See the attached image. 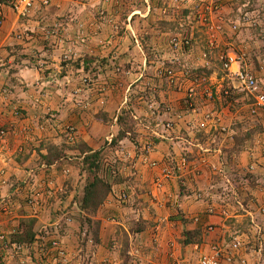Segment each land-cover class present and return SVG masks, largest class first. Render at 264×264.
<instances>
[{"label": "crops", "instance_id": "0c3cea01", "mask_svg": "<svg viewBox=\"0 0 264 264\" xmlns=\"http://www.w3.org/2000/svg\"><path fill=\"white\" fill-rule=\"evenodd\" d=\"M118 1L89 0L80 7L79 11L97 13L102 10L99 14L106 13L103 21L93 23L95 30L98 28L96 36L106 39L112 31L113 18L123 9ZM153 1L140 0L138 6L131 8L133 11L126 12L123 36L112 43L99 40L100 47L95 45L96 39L90 37L89 44L93 48L84 51L87 52L88 68L90 62L99 60V56L109 63L118 57L117 61L123 65L115 70L120 82L123 83L124 78H135L127 85L117 111H113L111 105L104 107L108 119H111L121 109L129 107L128 87H132L131 92L136 89V106H131L135 115L130 112L136 127V145L125 132L114 147H103L102 143L108 145L117 136L120 129L116 117L114 122L106 124L99 115L102 107L96 101L88 106L90 110L84 112L67 103L68 97L55 96L66 91L69 79L73 82L67 93L70 94L71 90L81 92V88H76L79 87V82L76 83L79 72L94 77L89 73L91 68L80 67L84 59L79 56L84 45L80 44L75 33L79 23L66 26L65 33L71 32L70 40L60 38L54 31L45 36L47 41L44 42L39 41L43 25L39 20L32 21L37 11H32L27 20L13 22L9 27L12 15L4 9L7 20L0 27V127L5 128L7 134L0 138V234H12L11 231L23 219H35V231L40 230L45 217L43 211L48 203L52 204L54 194L58 209L63 207L65 210L69 206L75 209L73 217L83 214L78 204L87 176L81 169V160L86 153L102 148L106 166L110 167L105 171L110 190L92 220L106 232L102 217L117 219L118 227L112 231V236L123 239L125 235L123 245H126L125 249L128 247L125 255L128 264H186V261L197 264L200 255L208 252L211 246L224 245L233 239L240 241L241 247L228 264H264V134H260L257 143L253 140L255 136L241 135L239 111L224 98L218 103L211 98L215 91H220V86H228L225 70L220 78H212L217 86L211 82L204 90H201L202 83L182 72L172 80L158 78V65L154 67L147 62L157 60L159 64V60L164 62L174 58L173 54L167 53L168 39L172 37L167 36L170 31L174 32L173 24L159 21L154 28H148L151 37L143 41L139 38L140 31L136 39L127 35L128 29L133 32L130 21L134 14L146 18L151 6L154 10ZM222 3L220 0L217 10L227 8ZM47 7L40 9L41 15L52 13ZM17 31L24 32L27 39L16 38ZM68 45L70 49L66 48ZM144 46L151 47L150 54L155 57L152 61H147L144 56ZM90 49L93 52H88ZM76 55L79 57L77 61L73 59ZM69 61L78 64H68ZM64 62L67 64L63 65ZM147 84H151V89L146 88ZM97 87L94 85L88 91L95 93ZM137 90L154 96L157 108L151 112L149 104L141 101L144 95ZM188 93L194 101L191 109L184 100ZM202 95L213 101H202L199 97ZM11 109L20 111L23 118L13 116ZM97 128L101 130L97 132ZM50 145L64 156L57 162L46 164ZM80 148L90 151L82 152ZM114 156L121 161L118 172L111 169ZM73 159L77 162L70 163ZM71 175L73 179L69 178ZM54 178L57 182H53ZM225 183H229L228 190L237 193L233 201L235 210L221 206L226 200ZM121 192L126 195L124 201L119 200ZM33 194H38L39 205H31ZM125 217L129 219L128 224L124 222ZM70 222L71 219L67 220ZM132 225L138 228L137 231L130 230ZM68 226L73 229L74 220ZM209 226L214 229L211 233L207 232ZM35 235L33 244H28L29 249L36 250L34 245L41 244L39 236ZM91 242L87 240L86 243ZM42 247L40 250L43 251ZM61 247L66 251L63 241ZM114 249L113 246L111 251ZM9 250L6 255L0 247L1 263L10 264L8 259H11L16 264L15 259L19 257L18 264H26L20 261L21 256H14L13 250ZM27 255L31 261L35 257L33 252ZM93 260L72 259V264H92Z\"/></svg>", "mask_w": 264, "mask_h": 264}, {"label": "rangeland", "instance_id": "374dc122", "mask_svg": "<svg viewBox=\"0 0 264 264\" xmlns=\"http://www.w3.org/2000/svg\"><path fill=\"white\" fill-rule=\"evenodd\" d=\"M47 1L48 3L46 5H37L34 10L37 11V18L35 17L34 19H32L33 22H38L39 20V24L43 25L42 30H40L41 37H39V41H47V39H45V36L54 33V31L60 35V38L66 37V39L70 40L69 36H71V32L65 33V28L71 23L77 24L78 22L79 25L75 29V33L77 34V40L79 39L78 41H80V44L84 45L83 50H81L79 56L81 59H84L80 67L86 68L88 64V57L86 56L87 52L84 51H86L88 47L93 48V46L89 44L90 37H94L96 39L95 45L100 47L101 44L99 43V40L111 41L112 43L119 37L123 36V33L126 29L124 23L127 13L130 12V10L133 11L134 9L131 8H134L136 5L138 6L140 0H120V2L117 0L120 6L123 7V9L121 10V12L118 11L116 13V18H113V21L111 23L112 31L109 33L106 39H102L100 35L96 36L95 31L97 32L98 28H96L95 30V26L93 24L94 22L103 21L106 13L105 15L104 13L99 14L102 10L97 13H92L89 11L87 12L84 9L82 11H79L80 7L89 0ZM99 1L102 2L104 0ZM222 2V6H227V8L223 11H221V8H218V10L216 9L217 5L220 3V0H154L152 2L154 10H152L151 6V9L149 10L150 13L146 16V18H143V16L141 17L138 14H134V17L130 21L133 32L128 29L127 35L129 36V38L131 37L132 39H136L138 38L140 31L141 33L139 35V38L141 39V41H143L147 37H151V34L148 33L149 27L154 28L153 26L159 23V21L170 22L174 26V32L170 31L171 33H169V35L167 36H172L170 40L168 39V44L170 47L168 46L167 53H169L170 55L173 54L174 58H169L170 60L164 62L163 60H159L160 63L157 64L156 59L155 63L152 61L155 57L150 54L151 47L144 46V49L142 48L147 61H152L147 62V64L154 67L158 65L156 68L158 78L163 79L166 77L168 80H172L174 79L175 75H177L179 72H182L184 75H187L188 78L197 80L199 84L202 83L201 90H204V87L209 85L211 82H214V86H217V83L213 81L212 78H220L224 73V69L221 66L220 56L226 53H231L235 55L240 62V65H234L232 69H236L238 67L241 69H245L247 72L253 75L258 86L257 91L260 95H262V97H264V0H222ZM119 4L117 6H119ZM95 5V7H98L97 5L99 4H96L95 2ZM46 6H48L47 11H51L52 13L41 15L40 9ZM149 6L150 4L147 5V7ZM56 7L58 10H56ZM9 11L12 15L11 19L9 20V27L13 22H22L24 21V19L30 16L29 15L28 17L18 19L10 9ZM0 17V27H2L7 20V16L4 17V15H1L0 13ZM110 19H112V17ZM237 20H240L241 25L236 30H232L231 27L236 23ZM55 25H59L60 29ZM216 25L220 26V29H217ZM184 28H186L187 30H185ZM183 29L185 31H182ZM218 36H220L221 39H218ZM15 37L21 38L22 40L27 39L24 32L19 31H17ZM173 39H175L178 43L176 48L171 46V42ZM226 43H228L229 45L224 46V44ZM109 46H111V44ZM68 47L70 49L69 45L66 46L67 49ZM67 49L65 50L70 52V50ZM101 51L102 49L100 50V52ZM88 52H93V50L90 49V51ZM35 53H38V51L35 50ZM79 57L76 55V57L74 56L73 59L77 61V58ZM99 57V60L90 62V67H87V70L90 68L92 69L89 73L90 75H94V77L87 76L81 72L78 73L80 77L79 80L77 79L76 83L79 82V87L76 88H81V92H79L78 90H71L70 94L67 93L71 82H73L71 79H69L66 91L62 90L58 95L55 96L57 98L64 96V99L68 97L67 103H72L74 107H77L84 112L90 110L88 106L96 101L98 106L102 107L99 115H102L101 118L104 120V123L107 124V122L109 121L114 122L116 117V123L118 124L120 129L118 132L120 137L122 133L128 132V138H130V140H135L134 129H136V127L135 123L132 120V115L130 112L134 114L131 106L135 104L134 100L136 96V89L131 92L132 87H128L129 90L127 96L129 94V97L127 101L129 102V107L121 109L120 112L117 113V115L111 117V119H108V112H105L107 110H104L105 105H111V107L113 106V111H117V106L119 105L118 102L123 98V93H126L127 85L130 84V81H135V78L131 77L130 80L124 78V82L121 83L119 76H117V71H115L116 69L122 68L123 66L120 62L117 61L119 58L114 57L111 59V63H109L107 59ZM65 64H67V62L63 63V65ZM68 64L75 65L78 64V62L71 63V61H69ZM129 68L130 70H132L130 66ZM133 69H135V67H133ZM168 70H171L172 74L167 77L166 73ZM62 73L65 75L64 72ZM225 73L229 78L227 82L228 86H220V91H215L216 93L213 94L211 98L214 97V100L217 103L220 101V99L224 98L227 103L233 104V107H235L239 111V114L242 116V123H240V134L242 135L243 133H248L251 135V137L252 135L255 136L253 140H255L257 143V138H261L260 134H264V111L258 108V106L256 105V101L250 94L246 92V90L244 91L240 88L231 89L229 86L232 84V75H229L227 72ZM98 74L102 77L98 78ZM93 82H95L94 85L98 86L95 90V93L94 91H88V89L94 86H91ZM145 86L147 89L149 87L151 89V84H147ZM227 88L229 89L227 90ZM137 92L141 95H144V98L141 101L149 104L151 112L153 111V108H157V106L154 105V96L147 94L146 91L142 92L141 90H137ZM94 97H96L95 100ZM107 97L109 100L107 99ZM185 97L184 100L186 101L185 104L187 108H193L194 101L192 97L189 96V93ZM199 97L202 101L209 100V103L213 101L210 97H206V95H202V97ZM79 101H83L84 105H82L81 107L78 106L77 102ZM115 103L117 104L116 106L114 105ZM11 112H13L12 114L13 116L15 115L16 118H23L20 114V111H18L17 109H11ZM117 116H120L122 118L121 123L117 122ZM100 130L101 128L96 129L97 132ZM103 133H105V131H102V134ZM117 137L113 139L111 138L112 140L108 145H106L107 143H102V146L114 147L118 145ZM48 150H53L52 153L58 154L57 148L54 145H50ZM113 150H115V148ZM114 157L115 159H111V167L114 168L115 172H118V169L121 168V165H119L121 161L117 159V156ZM73 162L75 163L77 162V160L73 159L70 163ZM106 163V161L103 162V164L105 165V171L107 168L110 170V167L106 166ZM1 174L2 171H0V175ZM55 176H58V174ZM69 178L73 179V175H71ZM55 180L56 179L54 178L53 182H57V180ZM229 183H225L226 186H224L223 188L225 189L224 197L226 200H223L224 203L223 201L221 202V206L223 209L232 207L233 210H235V202L233 201L236 199L237 193L235 191H233L234 193H232V191L228 190L227 187H229ZM59 197L60 196H58V198ZM52 198V204L48 203V206L45 207L47 209L43 211L45 217L43 219L44 222L42 223L40 230L35 231V229H37L35 227V223L34 226L31 227L32 229H34L33 232L39 236V241H41V244L34 245L37 247V249H29V243L12 244L9 242L10 235L16 233L17 226H15L11 231L12 234L10 233L6 236L0 234V247L2 248V250H4L3 252L7 253L6 255H9V248H11L13 250L14 256L15 254H17V256H21L20 261H23V263L25 262L26 264H36L37 262H39L37 264H72V259H75L77 261H81V259L85 261H88V259H94L92 264L129 263V261L125 257V255L127 256L126 251L128 247H126L125 249L126 245H123V239L125 238V235L123 239L121 238V236H119L118 239H115L114 236H112V231L117 230L118 227L115 223V221L117 220L115 217H112L115 219V221H113L111 217H102V223H104V229H106V232H104L103 229L100 228L98 223H91L93 221L88 217H91L92 215H88L86 212H84L83 214H79V216L73 217L72 215L75 212V209H72L69 206H67L65 210L62 209L63 207L58 209V206H56V204L54 203V200L57 199L56 194H54ZM64 214H67L66 216L69 215L71 217H66ZM69 219H71L72 222L67 223V220ZM124 219V222L128 224V217H125ZM29 220L30 219H24L20 221V226H22V229L26 228V226H24L22 223ZM73 220L74 228L72 229V227L68 225L72 224ZM133 225L130 229L131 231L136 229V226ZM70 229L72 230L70 231ZM31 230L30 232H32ZM3 240L5 241V245H3ZM87 240L92 241L91 244H87ZM62 241L66 246V251L62 248L63 246L61 247ZM54 242L57 245L54 246ZM30 244H33V242H31ZM1 245H3L4 247ZM19 245L22 248L19 247ZM34 246L32 245V247ZM40 246H43V251L40 250ZM113 246L115 249L111 251ZM239 247L241 246L238 245V247L235 249L234 255L239 251ZM31 252H33L35 255L32 261L29 260V256L27 255L31 254ZM8 260L10 261V264H12L13 261L11 259ZM1 261L0 264H5V262L1 263ZM15 262H17L16 264H18L19 257L15 259ZM193 262L194 261H186V264H193ZM133 263L134 262H132L131 264ZM167 264L172 263L170 262Z\"/></svg>", "mask_w": 264, "mask_h": 264}, {"label": "built area", "instance_id": "2783aa9c", "mask_svg": "<svg viewBox=\"0 0 264 264\" xmlns=\"http://www.w3.org/2000/svg\"><path fill=\"white\" fill-rule=\"evenodd\" d=\"M48 3L47 0H6V2H0V10L1 9H10L18 19L25 18L30 15L32 11L35 10L37 5H46ZM241 25L240 20H237L236 23L231 27L232 30H236ZM217 29H220V26L216 25ZM177 41L175 39L172 40L171 46L174 48L177 47ZM220 61L222 63V68L229 74L232 75V84L229 86L230 88H240L248 94H250L254 100L256 101V105L262 111H264V97L260 95L257 91L256 81L249 72L245 69L236 68L232 69L234 65H240L238 58L233 54H223L220 56ZM239 63V64H238ZM42 65V64H40ZM167 76L172 74L171 70L167 71ZM78 106L84 105L83 101L77 102ZM7 134V130L5 128L0 127V138L5 137ZM125 193H119V200H125ZM38 194L30 198L31 205H39ZM213 227H207V232H213ZM5 245V243L3 244ZM53 245H57L55 242ZM240 245L236 239L230 244L224 245H213L209 248V251L200 255L197 264H228L233 260L235 249ZM4 247V246H3ZM20 247V246H19Z\"/></svg>", "mask_w": 264, "mask_h": 264}, {"label": "trees", "instance_id": "16d2710c", "mask_svg": "<svg viewBox=\"0 0 264 264\" xmlns=\"http://www.w3.org/2000/svg\"><path fill=\"white\" fill-rule=\"evenodd\" d=\"M6 2V0H0V2ZM206 4V3H204ZM4 9L0 10L1 15H3ZM1 20V17H0ZM222 66V63H221ZM168 77V76H167ZM232 89V87H231ZM122 118L120 116H117V122L121 123ZM119 133L117 134V136ZM116 136V137H117ZM125 136V133H122L121 137L120 135L117 137L118 139ZM120 137V138H119ZM117 139V140H118ZM131 142L136 145V142L134 139H131ZM82 152H89L90 150L83 151V148H80ZM102 148L100 150H96L90 154L86 153L84 158L81 160V169L86 173L87 178L84 181L82 193L80 196L78 209L84 213L86 212L88 215H92L93 217L96 216L98 213V210L101 206V204L104 202L107 194L109 193V184L107 181V178L105 176V165L103 162H105L104 154L101 152ZM53 150H49L47 152V158L45 160L46 164H51L53 162H57L62 158V155L59 154V150L57 149L58 154L52 153ZM66 156V155H65ZM67 159V158H63ZM62 159V160H63ZM104 159V161H103ZM111 169L114 170L113 167ZM88 217V218H91ZM24 220V219H23ZM35 219H30L29 221H22L23 225L26 226L25 229H22V226H20V222L17 225L16 233L13 235H10V243L20 244V243H31L34 238V232L31 227L34 226ZM93 221V220H92ZM91 223H98L97 221H93ZM32 229V230H31ZM138 229V228H137ZM137 229L133 231H137ZM30 230L33 232H30ZM5 243V241L3 240Z\"/></svg>", "mask_w": 264, "mask_h": 264}]
</instances>
